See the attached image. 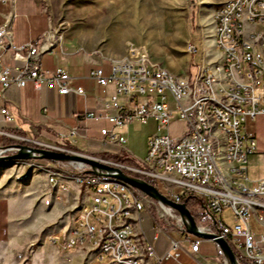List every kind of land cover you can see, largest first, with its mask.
<instances>
[{"label": "built area", "instance_id": "2783aa9c", "mask_svg": "<svg viewBox=\"0 0 264 264\" xmlns=\"http://www.w3.org/2000/svg\"><path fill=\"white\" fill-rule=\"evenodd\" d=\"M213 16L221 20V31H216V35L222 36L221 47L228 57V84L223 89V97L208 93L210 78L199 71V66L196 74L191 76L194 79L193 88H186V80H182L181 76L166 73L159 65L148 61L140 50L130 49L125 66L116 67L110 62L108 75L102 68L90 73V78L103 92L109 85L113 89L101 111L93 112L85 108L78 115L77 126L70 128L66 135L57 134L56 142L50 145L25 135L0 131V136L13 142L0 147V157L17 153L18 148L14 145L37 148L36 145L40 147L37 149L90 156L75 149L80 141L89 138V122H106L107 126L98 129L97 142L101 147L115 148L118 149L116 154H122L125 152L122 147L127 142L124 129L135 121L145 125L152 120L157 124V131L148 139L143 160H135L129 154L133 164L94 158L129 177L145 182L146 179L160 181L163 184L161 194L175 204H184L183 199L191 195L199 197L214 224L212 221L210 224L196 223L198 231L224 239L240 257L238 264L241 260L245 264H264V235L257 240L248 229L250 219L258 215L256 210H264V202L258 200L264 197V180L253 182L247 177L246 165L256 151V143L254 134L245 129L248 120L264 116V0H226L222 3L221 12ZM242 20H251V28H242ZM6 28V25L0 26V100L9 88L24 89L31 85L35 91L47 89L61 96L73 94L86 101V92L82 87L71 86L72 78L65 69L42 67L39 41L21 46L9 45ZM50 36L45 33L41 40ZM51 39L62 47L60 38L53 34ZM9 50L19 63L17 66L4 64L2 54ZM195 54L196 49L190 44L189 55ZM131 55H140V63H132ZM233 83H241V90H233ZM210 120H219L220 135L231 139V162L241 163V171L231 175L227 186L214 182L208 176L209 163H203V154L211 152L208 151L209 143L200 141V131H207ZM0 122L21 132L5 106L0 107ZM174 122L184 125L178 137L172 136L169 131ZM209 136L212 141L211 133ZM38 165L49 168L51 184H56L52 181L55 169H64L77 174L78 181H81L80 195L88 182H95L94 190L104 191L103 200L92 199V191H89L86 209L77 213L70 236L62 245L67 250L84 246H90L92 250L102 248L100 264H141L139 255L133 252L126 221H135L141 226V214L144 213L150 218L154 232L151 241L146 238V244L155 263L172 261L174 264H185L181 262L182 257L199 253L203 239L187 233L178 212L132 187L138 195V203H129L121 196L122 186H129L122 181L121 186L96 183V176L115 175V171L95 169L97 174L94 175L88 173L92 170L89 166L77 162ZM60 190L61 194H67L70 189L60 187ZM235 196L247 197L248 205L235 203ZM131 208H139V215L131 216ZM227 212L230 223L225 217ZM260 226H264L262 216ZM100 227H108V235H100ZM161 235L166 237L169 247L159 257L154 243Z\"/></svg>", "mask_w": 264, "mask_h": 264}, {"label": "rangeland", "instance_id": "374dc122", "mask_svg": "<svg viewBox=\"0 0 264 264\" xmlns=\"http://www.w3.org/2000/svg\"><path fill=\"white\" fill-rule=\"evenodd\" d=\"M45 3L51 12L52 32L63 41V45L103 56L108 54L113 59L110 62L117 67L125 66L130 49H137L148 57V61L177 75L190 64L187 48L192 41L196 54L186 71L191 78L201 64L203 46L200 35L203 31L210 34L211 20L220 0H45ZM131 62L140 63V55H131ZM76 72L73 69L70 77L78 78L73 74ZM111 87L109 85L108 90ZM98 96L108 98L109 91L103 93L99 89ZM88 126L92 132L86 141L78 143L76 150L99 155L117 153L118 149L99 146L96 131L100 125L89 122ZM183 128L182 123L174 122L169 131L178 137ZM156 131L157 124L152 120L145 125L133 122L123 131L127 140L122 147L124 154L143 160L148 139ZM37 141L49 145L56 142L55 139ZM38 164L43 163L38 159L0 163V199L3 201L0 223L8 225L9 229L6 239L0 242V264H100L97 251L90 246L71 250L62 246L69 238L83 205L84 192L80 195L78 185L66 182L70 190L61 194L51 186L48 175L38 168ZM158 184L163 192V184L160 181ZM141 217L144 238L151 241L154 234L151 220L144 213ZM225 217L230 223L228 212ZM161 237L167 250L168 240L164 235ZM201 244L207 258L216 260L215 244L210 241ZM218 262L226 264L223 257L218 258ZM146 264L156 263L150 261Z\"/></svg>", "mask_w": 264, "mask_h": 264}, {"label": "crops", "instance_id": "0c3cea01", "mask_svg": "<svg viewBox=\"0 0 264 264\" xmlns=\"http://www.w3.org/2000/svg\"><path fill=\"white\" fill-rule=\"evenodd\" d=\"M211 24L210 34H206L203 31L202 35H200L203 52L199 66H210L219 59V53L214 43L213 19L211 20ZM2 25H6L9 42L12 45L21 46L31 41H39L43 68L52 70L61 67L69 75H71L73 69H76V74H73L78 78H72L71 86L82 87L86 92V101L84 102L82 98L73 94L61 96L55 91L47 89L35 91L31 85H28L24 89L9 88L5 90L3 92V99L0 100V107L5 106L9 110L15 120V125L20 128L22 135L36 140H56L57 134L66 135L70 128L77 126L79 121L78 115L85 108L93 112L103 109L104 104L109 101L113 89L111 87L108 90V86L105 92H103V89L90 78V73L96 68H102L104 74L108 75L110 61L113 59L108 54L103 56L96 54L94 51L74 48L69 44L65 46L63 45V41L61 47L60 44L51 39V36L54 34L52 32V18L45 0H0V26ZM45 33L50 34V38L41 40ZM190 43L193 44L192 41ZM118 56L116 58H119ZM188 57L190 66L192 56L188 54ZM2 59L6 66L14 67L19 64L13 59V52L11 50L3 53ZM112 63L114 64V62ZM189 66L180 70L177 75L182 78H189V74L186 73ZM99 89H102L103 93L109 91L108 98L99 97ZM95 124L100 125L99 128L107 126L106 122ZM5 126L7 125L0 122V131ZM245 129L254 134L256 143V151L249 157L246 165L247 177L253 182L264 180V116L259 115L254 121L248 120ZM90 132H92L91 129L89 130ZM96 135L98 136V131H96ZM227 167V165H223V169L226 170ZM55 187L61 193L59 186ZM82 192H84V202L80 210L86 205V196H88L84 189H82ZM258 200L264 202V197ZM2 202L0 199V204ZM8 209V207L5 209L7 210L6 214H8ZM256 214L258 215H253L250 219L248 229L255 239L258 240L261 235H264V226H260L257 222V217L262 216L264 223V210H256ZM8 230V225L0 223V242L4 236H8ZM202 245H200L197 255H192L191 257L184 256L188 260L187 264H219L218 258H222V255L218 247L215 245L213 248L216 260H210L207 258L205 252H203ZM154 246L157 255L161 257L166 251V243L161 236L154 243ZM181 262L184 263L185 260L181 258Z\"/></svg>", "mask_w": 264, "mask_h": 264}, {"label": "bare ground", "instance_id": "6f19581e", "mask_svg": "<svg viewBox=\"0 0 264 264\" xmlns=\"http://www.w3.org/2000/svg\"><path fill=\"white\" fill-rule=\"evenodd\" d=\"M222 3H226V0H221L215 13L221 12ZM214 13V14H215ZM214 20V41L215 48L219 53L218 61H215L210 66H202L200 72L206 77L210 78V85H208V93L215 95V97H223V89H225V84H228V74L229 66L228 57H226L224 48L222 45V36H217L216 31H221V20ZM242 28H251V20H242ZM9 45H12L9 42ZM188 54H190V45L187 48ZM166 73H170L167 70ZM186 80V88H193L194 79L182 78ZM216 85V87H215ZM233 90H241V83H233ZM209 133L212 135L209 136ZM200 141L208 144V151L211 154H203V163H209L208 166V176L214 179V182H218L219 186L229 185V179L231 175L241 171V163L231 162L229 152H232L231 139L227 135H220L219 120H210V124L207 126V131H200ZM222 153V156L219 155ZM220 158V160H219ZM223 165H227V169H223ZM40 170L46 172L48 175V182H50L49 168H45L43 165H39ZM52 181L56 184H51V186H59L68 189L66 182H71L78 185L81 188V181H78L77 174H71L64 169H55V174H52ZM96 183L102 186H121V181L116 178H108V176H96ZM95 182H88L85 184V191L89 196V191H92V199L103 200L104 191L94 190ZM121 196H124L129 203H138V195L131 189L130 186H122ZM235 203L239 205H248V198L244 196H235ZM86 205L80 210L84 212ZM139 208H131V216H138ZM257 222L260 224V216L257 217ZM126 229L129 231L132 237L133 252L139 255L141 264H146L153 260L151 254L148 251V245L146 244V237L143 235L141 226L135 221H126ZM100 235H108V227H100ZM97 251V261L100 262L103 259L102 248H95ZM120 264H132L128 262H120ZM160 264V263H156Z\"/></svg>", "mask_w": 264, "mask_h": 264}, {"label": "water", "instance_id": "95a60500", "mask_svg": "<svg viewBox=\"0 0 264 264\" xmlns=\"http://www.w3.org/2000/svg\"><path fill=\"white\" fill-rule=\"evenodd\" d=\"M13 147L18 148V152L13 155L2 156L0 157V163L2 162H10L14 163L17 161H26V160H47L52 162H77L82 163L89 166L92 170L88 171V173L96 175L97 173L94 171L95 169L106 171V172H113L115 171V175L113 178H116L123 183L129 185L132 188L138 189L142 191L144 194L149 196L150 198L162 203L163 205L173 209L174 211L178 212L181 216L184 226L186 227V231L189 235H192L196 238H200L203 240L212 241L219 249L222 257L225 260L226 264H238L237 258L231 247L224 239L216 238L212 234L202 233L198 231L196 227V222L193 219L191 213L187 209L185 204H175L169 200H167L159 191L156 189L155 186L137 178L129 177L128 175L124 174L122 171L114 169L106 164H103L96 160V158L91 156L85 155H69L61 152L44 150V149H37L32 148L25 145H14ZM211 221L214 224V219L211 217Z\"/></svg>", "mask_w": 264, "mask_h": 264}, {"label": "trees", "instance_id": "16d2710c", "mask_svg": "<svg viewBox=\"0 0 264 264\" xmlns=\"http://www.w3.org/2000/svg\"><path fill=\"white\" fill-rule=\"evenodd\" d=\"M193 22H194V17H193ZM2 131L22 135L21 132L18 133L16 131V129L11 125H7V126L3 127ZM11 144H13L12 141H9L6 138L0 136V146L5 147V146H9ZM22 144H25V143H22ZM29 146L32 147V145H29ZM86 154H88V153H86ZM88 155L93 156V157H102V158L112 160L114 162L123 163V164H133L134 163L133 159L124 153L116 154L115 152H111V153L110 152H104L101 155H99L98 153H93V154H88ZM40 162H42V163H47V162L53 163L52 161H47V160H40ZM146 182L155 186L156 189L159 191V193H163L162 190L159 189L158 181L152 180V179H146ZM182 202L186 205L187 209L191 213V215H192V217L196 223H201V224H210L211 223V218L206 211V208L203 204V201L199 197L191 195V196L184 198ZM5 239H6V237L4 236L2 241H4ZM233 252L235 254V257L237 259H240L238 254L235 251H233ZM182 258L186 262V263L185 262L184 263L187 264L188 260L184 257H182ZM162 264H174V263L172 261H163ZM241 264H245V263L241 260Z\"/></svg>", "mask_w": 264, "mask_h": 264}]
</instances>
